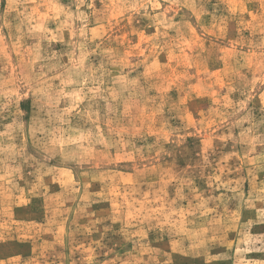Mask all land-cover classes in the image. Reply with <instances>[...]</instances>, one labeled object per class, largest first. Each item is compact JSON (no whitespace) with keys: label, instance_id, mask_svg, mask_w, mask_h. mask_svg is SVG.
Returning a JSON list of instances; mask_svg holds the SVG:
<instances>
[{"label":"rangeland","instance_id":"obj_1","mask_svg":"<svg viewBox=\"0 0 264 264\" xmlns=\"http://www.w3.org/2000/svg\"><path fill=\"white\" fill-rule=\"evenodd\" d=\"M0 264H264V0H0Z\"/></svg>","mask_w":264,"mask_h":264}]
</instances>
